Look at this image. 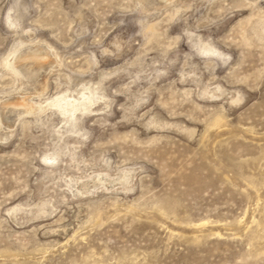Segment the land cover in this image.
Wrapping results in <instances>:
<instances>
[{
    "label": "rangeland",
    "instance_id": "1",
    "mask_svg": "<svg viewBox=\"0 0 264 264\" xmlns=\"http://www.w3.org/2000/svg\"><path fill=\"white\" fill-rule=\"evenodd\" d=\"M0 264H264V0H0Z\"/></svg>",
    "mask_w": 264,
    "mask_h": 264
}]
</instances>
